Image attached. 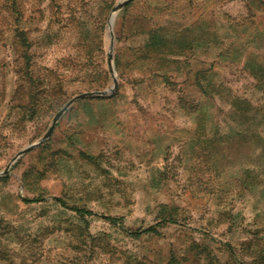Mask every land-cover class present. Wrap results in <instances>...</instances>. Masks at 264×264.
<instances>
[{
  "label": "rangeland",
  "instance_id": "rangeland-1",
  "mask_svg": "<svg viewBox=\"0 0 264 264\" xmlns=\"http://www.w3.org/2000/svg\"><path fill=\"white\" fill-rule=\"evenodd\" d=\"M122 1L0 0V264H264V0Z\"/></svg>",
  "mask_w": 264,
  "mask_h": 264
},
{
  "label": "trees",
  "instance_id": "trees-1",
  "mask_svg": "<svg viewBox=\"0 0 264 264\" xmlns=\"http://www.w3.org/2000/svg\"><path fill=\"white\" fill-rule=\"evenodd\" d=\"M238 102H240L241 105L243 103L242 107H240V109L242 110L243 114H247L248 112H250L251 104H250L249 101H246L244 99H238V100L233 101V103L235 105H237V106L239 105ZM247 128H248V126H247ZM247 132H248V130L245 129L244 131H241V133H239V134L242 135L243 137H247L248 136ZM257 137H259L261 140H263V138L261 137V135L259 133H257ZM35 200H36V198L28 199V201H35ZM70 209L75 210L77 213H79L81 215H84L86 213H93L91 210H88V209H85V208H80V207H77V206H71ZM169 221L173 222L174 220L170 218ZM155 231H156V229L154 228V226H148V227H145L142 230L138 231V233H141V232H155Z\"/></svg>",
  "mask_w": 264,
  "mask_h": 264
},
{
  "label": "water",
  "instance_id": "water-1",
  "mask_svg": "<svg viewBox=\"0 0 264 264\" xmlns=\"http://www.w3.org/2000/svg\"><path fill=\"white\" fill-rule=\"evenodd\" d=\"M126 1L128 0H123L122 2H120V5L124 4ZM114 85H116V78H114ZM107 92V90H100V91H91V92H85L83 95H92V94H99V95H103ZM79 96H75L74 98H72L71 100H69L59 111L58 113L56 114L55 116V119L58 118V116H60V114L65 110V108L72 102L74 101L76 98H78ZM53 125L52 124L49 129L47 130L46 134L40 138L39 140H37L36 142L32 143V144H29L27 145L25 148H23V150L20 152H25L26 150L30 149L31 147L39 144L41 141H43L46 137H48L53 129ZM17 157V156H16ZM15 157V158H16Z\"/></svg>",
  "mask_w": 264,
  "mask_h": 264
},
{
  "label": "bare ground",
  "instance_id": "bare-ground-1",
  "mask_svg": "<svg viewBox=\"0 0 264 264\" xmlns=\"http://www.w3.org/2000/svg\"><path fill=\"white\" fill-rule=\"evenodd\" d=\"M114 17H115V12L111 15V18H110V25H109L110 28H112Z\"/></svg>",
  "mask_w": 264,
  "mask_h": 264
}]
</instances>
